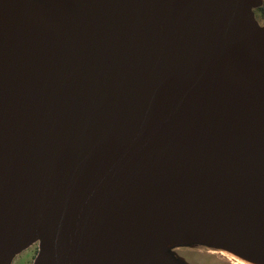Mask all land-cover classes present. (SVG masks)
<instances>
[{"label":"water","instance_id":"water-1","mask_svg":"<svg viewBox=\"0 0 264 264\" xmlns=\"http://www.w3.org/2000/svg\"><path fill=\"white\" fill-rule=\"evenodd\" d=\"M263 0H0V264H264Z\"/></svg>","mask_w":264,"mask_h":264},{"label":"rangeland","instance_id":"rangeland-1","mask_svg":"<svg viewBox=\"0 0 264 264\" xmlns=\"http://www.w3.org/2000/svg\"><path fill=\"white\" fill-rule=\"evenodd\" d=\"M254 13L256 20L262 26L264 23V0L263 6L256 9ZM38 253L39 247L35 244L19 254L12 264H34ZM171 254L184 264H250L228 252L200 245L177 246L171 249Z\"/></svg>","mask_w":264,"mask_h":264},{"label":"flooded vegetation","instance_id":"flooded-vegetation-1","mask_svg":"<svg viewBox=\"0 0 264 264\" xmlns=\"http://www.w3.org/2000/svg\"><path fill=\"white\" fill-rule=\"evenodd\" d=\"M262 26H264V23H263V25ZM37 245V244H36ZM38 246V245H37Z\"/></svg>","mask_w":264,"mask_h":264},{"label":"bare ground","instance_id":"bare-ground-1","mask_svg":"<svg viewBox=\"0 0 264 264\" xmlns=\"http://www.w3.org/2000/svg\"><path fill=\"white\" fill-rule=\"evenodd\" d=\"M239 263V262H238Z\"/></svg>","mask_w":264,"mask_h":264}]
</instances>
